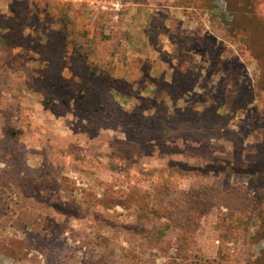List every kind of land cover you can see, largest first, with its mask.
<instances>
[{
  "label": "rangeland",
  "instance_id": "1",
  "mask_svg": "<svg viewBox=\"0 0 264 264\" xmlns=\"http://www.w3.org/2000/svg\"><path fill=\"white\" fill-rule=\"evenodd\" d=\"M0 264H264V0H0Z\"/></svg>",
  "mask_w": 264,
  "mask_h": 264
}]
</instances>
